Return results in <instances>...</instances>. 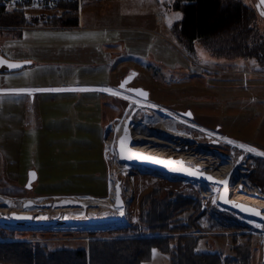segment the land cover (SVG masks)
Returning a JSON list of instances; mask_svg holds the SVG:
<instances>
[{"label":"rangeland","instance_id":"rangeland-1","mask_svg":"<svg viewBox=\"0 0 264 264\" xmlns=\"http://www.w3.org/2000/svg\"><path fill=\"white\" fill-rule=\"evenodd\" d=\"M176 2L95 0L84 6L77 25L66 24V19L72 16H62L64 7L29 5L21 11L15 6H2L7 14L0 13V51L13 58L27 55L35 62L34 66L20 70L9 83L71 86V89L110 85L120 93L116 98L105 95L103 90L100 93L85 87L81 88L86 90L48 91L43 97L45 102L37 106L38 111L32 106H14L19 116L15 122L0 106V147L4 146L0 149V187L6 175L12 180L17 178L15 171L22 169L19 163L22 158L35 162L38 158L50 166L52 171L47 179L57 182L54 186H77L65 193L50 194L28 191L25 182H18L20 185L13 189L0 188V196L30 201L24 208H9L23 224H0V230L7 235L3 239L33 240L49 251L87 247L93 235L103 238L129 235L133 226L141 224V199L159 189V197L183 194L199 199L204 212L197 221L200 226L186 231L202 235L197 251L218 252L229 264H264V222L259 227L246 222L243 215L222 209L213 195H205L204 189L214 190L217 184L168 176L141 166L125 168L128 163L121 159L117 162L106 145L107 139L113 137L108 127L117 124V118L141 121L146 114L154 115L156 108L170 112L187 137L174 138L181 148L166 147L168 157L183 160L193 150L197 157L205 156L206 164L215 159L234 171L240 169L246 182L256 186L264 196V155L257 154L264 153V65L255 56H249L244 47L236 49L230 38L181 40L174 27L183 19L184 10ZM243 2L255 11L254 37L258 40L253 45L264 42V15L257 7L259 1ZM77 9L79 17V6ZM42 20L49 26L39 24ZM37 23L40 26H27ZM102 24L111 26L108 32L82 28ZM131 69L138 72L135 78L139 77L133 82L149 92L148 99L120 88V79ZM36 113L50 117V121L32 122L30 117ZM129 136L132 138V130ZM228 140L249 145L257 152H248ZM4 151L8 153L2 154ZM16 151L21 152L17 157ZM186 165L216 176L195 161ZM112 180L116 189L119 186L121 205H127V222L101 227L55 222L62 215L51 208L55 196L105 197ZM225 181L230 197L229 189L232 193L231 185L238 180ZM85 192L103 196L82 194ZM39 197L42 206L36 209L33 200ZM70 212L77 209L65 211L64 215ZM87 213L102 214L104 210ZM40 214H48L51 221L33 224ZM246 246L250 247L248 263L238 251V247ZM154 250L152 260L143 264H170L169 254Z\"/></svg>","mask_w":264,"mask_h":264},{"label":"trees","instance_id":"trees-1","mask_svg":"<svg viewBox=\"0 0 264 264\" xmlns=\"http://www.w3.org/2000/svg\"><path fill=\"white\" fill-rule=\"evenodd\" d=\"M176 6L184 10L183 19L174 27L181 40L230 38L236 49L244 47L249 56H255L264 65V42L253 45L258 40L254 37L255 11L243 0H177ZM56 7L66 8L63 17L72 16L66 19L67 25L77 24L76 2H63ZM18 8L22 11V7ZM4 9L0 6V13L5 16ZM159 193V189H154L141 199V224L133 226L129 235L108 238L93 235L87 247L45 251L33 240L3 239L7 235L0 230V263L143 264L152 260L156 248L170 255V264H229L218 252L197 251L202 235L186 233L200 226L197 221L204 212L199 199L183 194L159 197ZM190 210L193 212L185 217ZM179 232L182 234L176 235ZM249 248L238 247L244 262L249 260Z\"/></svg>","mask_w":264,"mask_h":264},{"label":"bare ground","instance_id":"bare-ground-1","mask_svg":"<svg viewBox=\"0 0 264 264\" xmlns=\"http://www.w3.org/2000/svg\"><path fill=\"white\" fill-rule=\"evenodd\" d=\"M156 110L157 111L154 115L146 114L141 121H133V120L130 121L129 118L122 117V118H117L118 121L117 124L109 125L108 130L113 132V137L107 139L106 145L109 151H111L112 156L113 157L115 156L114 159L117 162L120 159L119 148L121 145L120 142L125 136V129H127L128 134L129 131L132 130L133 133V136L131 138V140L133 141L132 148L141 150L144 153L167 158L168 156L165 154V150H164L166 147L172 146L175 148H181L180 145L176 144L174 138L182 137V136L187 137L186 132L178 128L177 120L172 113L162 111L157 108ZM130 122H132V124H130ZM204 157L201 156L197 157L194 151L191 150V154L187 156H183V160L185 161V163L190 165L192 161H195V163L198 164L200 167L206 168L207 170L215 174L216 175L215 177L220 181L221 180L223 181L227 178L232 179V181H234L235 179L238 180L235 185H231L234 199L238 201H244L245 203H250L257 207L264 208V196L262 195L261 192L257 190L256 186L246 182L247 180L244 179L243 172L240 169L239 170L236 169L234 171L233 169H230L229 166H227V164H221L222 162L218 163L215 159L214 160L211 159L212 161L210 163L207 162L206 164ZM225 159L226 158H224V160ZM225 161L230 162V160H225ZM125 168H131V165L126 164ZM222 188H223V184H219L216 186L214 190H212L211 188H207L208 190L204 189L206 192L205 195L207 196L213 195V199L216 202H218L222 198ZM41 200H42L41 198H37L33 200V206L36 207V209L42 206ZM27 203H28L27 199L16 200L14 198L0 196V224L11 226L17 223L18 222L17 220L19 219L14 218L17 216V213H15L14 211H9V208L15 206L24 208L27 206ZM51 208L55 209L57 213L61 212L62 214L60 220L58 221L55 220L57 224L75 223V224L90 225V227L91 226L101 227L103 225L125 223L128 221L129 218L127 212V205L125 204L121 205L120 198L118 203L117 189L116 186H114L113 180L110 186V191L108 196L105 197L57 196L51 203ZM74 209H77V212H70L69 214L64 215L65 211H69V210L72 211ZM87 210L93 212H96L97 210H104V213L88 214ZM243 218L246 222H250L253 225H257L259 227L263 225L261 222L250 219L249 217L247 218L243 216ZM49 220L50 219L48 217V214H40L39 216L36 217L35 221H33V224L42 225L43 223H48ZM17 224L21 225L23 223L18 222Z\"/></svg>","mask_w":264,"mask_h":264},{"label":"crops","instance_id":"crops-1","mask_svg":"<svg viewBox=\"0 0 264 264\" xmlns=\"http://www.w3.org/2000/svg\"><path fill=\"white\" fill-rule=\"evenodd\" d=\"M95 0H89V1H85L83 2V4L81 5L80 9H79V17H78V22L79 19L81 20L80 17V13L83 10L84 6L88 3V2H93ZM83 21V20H82ZM42 23L44 25L42 26H49V25H45V21H39V24ZM38 24V23H37ZM27 25V26H40V25ZM77 25V24H75ZM26 27V26H25ZM67 27H73V26H67ZM97 27V28H96ZM111 26H108L106 24H102L100 26H82V28L84 29H88L89 31H91L92 29H96L97 31H104V32H108V28H110ZM21 31V30H20ZM22 34V31L21 33ZM108 37V36H106ZM0 54L6 56L9 59H14V60H28L30 61V63L26 66H24L23 68L16 70V71H10V72H0V106L3 108L4 110V114L6 116H12V120L10 121H17L19 116L17 114V110H14V106L19 105L21 108L22 106L25 107H29L32 106L34 108H36L35 110H37V106L41 104V102H45V100L43 99L44 95L46 93H48V91L50 92L51 89H63V90H69L72 87H68V86H64V87H51V86H43V87H38L35 85H20L18 83H9V81H11L12 79L15 78V76H17L20 73V70L24 69L25 67H32L35 65L34 60L32 61L31 58H29V56H25V57H21V58H13L11 56L5 55L3 52L0 51ZM130 72H135L136 75L138 74V72H136L135 69H131L129 70ZM129 72V73H130ZM127 73V72H126ZM125 74V73H124ZM14 76V77H9V76ZM136 77V76H135ZM139 77H137L138 79ZM120 79V78H118ZM136 78L133 81L137 80ZM73 86V89H82V88H87L89 90L95 91V92H100L102 93L103 89H113V90H117V88L114 87H110V85H93V86ZM100 87V89H99ZM18 89H33L34 91L31 92H19L16 91ZM118 91V90H117ZM106 94L105 95H111V97L115 96L113 94H111L110 92L104 91ZM119 92V91H118ZM103 95V94H102ZM120 95V94H119ZM116 95V98L117 96ZM42 99V100H39ZM37 114V115H36ZM34 114V116L30 117V119L32 120V122H37L40 124V122H45V121H50V117H45L43 115H39V113ZM22 119H20L21 121ZM53 120V119H52ZM51 120V121H52ZM55 121V120H54ZM38 124V125H39ZM43 126V124H42ZM33 133V132H31ZM103 134V132H102ZM102 136V135H101ZM30 138L33 137V135L29 136ZM33 147V145H32ZM4 146L1 145L0 149L3 150ZM63 150V149H60ZM43 150L39 149V153H43ZM64 151V150H63ZM60 152V151H59ZM65 152V151H64ZM8 152L4 151L2 152V154H7ZM21 152L20 151H16V155L15 157H17ZM11 158V157H10ZM11 160H13L11 158ZM22 165V169L15 171L17 173V178L15 179H11V177L9 176V178L7 177V175L5 176L4 180L1 183V187L0 188H16V186H19L20 184L18 182H25V187L26 189H28V191H34L37 193H42V194H50V193H65L67 191H69L70 189L76 188L77 186H54V184H57V182L54 181H49V179H47V177L49 176V172L52 171L50 169V166L47 167L45 165L44 162L40 161L38 158L36 159V162L34 159L32 158H22L19 162ZM20 164H19V168H20ZM53 168V167H52ZM5 170H12V168H6ZM48 170V171H46ZM54 171V169H53ZM30 173H35V176H31ZM51 174V173H50ZM44 175V176H43ZM3 176V175H2ZM18 184H17V183ZM11 185V186H9ZM82 194H91V195H95V196H103L101 194H94V193H82Z\"/></svg>","mask_w":264,"mask_h":264},{"label":"water","instance_id":"water-1","mask_svg":"<svg viewBox=\"0 0 264 264\" xmlns=\"http://www.w3.org/2000/svg\"><path fill=\"white\" fill-rule=\"evenodd\" d=\"M258 1L259 2L257 3V7H259L260 10H261V7H262L263 10H261V12H264V3H262L261 0H258ZM0 58H2L4 61H7V63H5V64H0V72L16 71V70H19V69L23 68L24 66H26V65H28L30 63V61H28V60L9 59V58H7L6 56H4L2 54H0ZM9 63L19 64L20 67L10 68V67H8ZM134 76H135V73H130L129 75H127L120 82V84L126 78L131 77L128 80V83H129L134 78ZM127 84L125 85L124 88H121V89H126V90L129 89V88H131V89H140V90H143L144 92H146L147 96L139 95L136 92H129V93L141 96L144 99H148L149 98V92L146 89H144L142 86H128ZM132 145H133V141L131 140L129 134L127 133V140H125V142H124L123 151L121 150V145H120V148H119L121 161H125L128 164H130L131 166H141V167L146 168V169H148L150 171L159 172L161 174H165V175H168V176H174V177L187 179V180H193V181H200L202 183L207 182V183H214V184H217V185L223 184L222 198L217 202L218 205H220L222 209L234 212L236 215H243V216H245L247 218L249 217L250 219L257 220V221H260V222H264V210H262V207H257L255 205L250 204V203H245L244 201H238V200L234 199V196L231 193L230 189H229V191H230V197H229L228 196L229 192H228L225 180H223V181L221 180L220 181L214 175H211L209 173L201 171L197 167H191L189 165H186L187 163H185V161H183L181 158L180 159H174L173 157H167V158L166 157H158V156H155V155L144 153L141 150L133 149ZM129 152L139 153V154H142L143 156L155 157V158L162 159V160H165V161H167V160L182 161L184 167L189 169V171H173L171 169V167H168V166H165V165H162V164H157V163H155L153 161H148V160H144V159H140V158H131V159H129L128 158V153ZM197 170H198V172H197L196 175L189 174L190 171L191 172H196ZM209 177H211V179H209ZM27 204H30V202H28ZM234 205H242L245 208L256 209V210L259 211L260 214H255L253 212L245 211V210H243L240 207H235Z\"/></svg>","mask_w":264,"mask_h":264},{"label":"snow or ice","instance_id":"snow-or-ice-1","mask_svg":"<svg viewBox=\"0 0 264 264\" xmlns=\"http://www.w3.org/2000/svg\"><path fill=\"white\" fill-rule=\"evenodd\" d=\"M262 3H264V0H261ZM262 15H264V12L261 13ZM177 16L179 17V14H177ZM171 23V22H170ZM7 63V61H4L2 58H0V64H5ZM8 67L10 68H17V67H20L19 64H15V63H9L8 64ZM131 77L129 78H126L121 84H120V88H124L125 85L128 83V80L130 79ZM63 89H51L50 91H62ZM71 90H76V89H71ZM80 90H86V89H80ZM16 91H19V92H31V91H34L33 89H18ZM103 91H107V92H110L111 94L113 95H119L120 93L117 91V90H113V89H103ZM127 91L129 92H136L138 93L139 95H142V96H147V93L144 92L143 90H140V89H127ZM127 98V97H125ZM187 115H191V113H187ZM125 140H127V129H125V137L121 140V150L123 151V147H124V142ZM229 144H236V146H238L239 148L241 149H244L248 152H257V150L249 145H245V144H237L235 141H231V140H228L227 141ZM259 155H264V153H257ZM128 158L131 159V158H140V159H144V160H148V161H153L157 164H162V165H165V166H168V167H171V169L173 171H189V169L185 168L184 165H183V162L182 161H175V160H162V159H158V158H155V157H149V156H143L142 154H139V153H132V152H129L128 153ZM198 172V170L196 172H189V174H192V175H196ZM31 176H35V173H30ZM209 179H211V177H209ZM117 200H118V203H119V186L117 185ZM235 207H240L242 208L243 210L245 211H249V212H253L255 214H260L258 210L256 209H252V208H245L244 206L242 205H234ZM155 251V250H154Z\"/></svg>","mask_w":264,"mask_h":264},{"label":"built area","instance_id":"built-area-1","mask_svg":"<svg viewBox=\"0 0 264 264\" xmlns=\"http://www.w3.org/2000/svg\"><path fill=\"white\" fill-rule=\"evenodd\" d=\"M89 0H0V5L3 7H22L27 5H39L43 7H56L63 2H76L79 8L83 2ZM56 197V196H55ZM40 198V197H39ZM23 199V198H20ZM26 199V198H25Z\"/></svg>","mask_w":264,"mask_h":264},{"label":"flooded vegetation","instance_id":"flooded-vegetation-1","mask_svg":"<svg viewBox=\"0 0 264 264\" xmlns=\"http://www.w3.org/2000/svg\"><path fill=\"white\" fill-rule=\"evenodd\" d=\"M261 10H263V8L261 7ZM130 73H135V72H130ZM130 73H128V74H126L122 79H120V82L127 76V75H129ZM135 76H136V73H135ZM135 76H134V78H135ZM134 78L127 84L128 86H131L132 85V83H133V85H135V83L133 82V80H134ZM120 82H119V85H120ZM131 84V85H130ZM135 86H137V85H135ZM139 86V85H138Z\"/></svg>","mask_w":264,"mask_h":264}]
</instances>
